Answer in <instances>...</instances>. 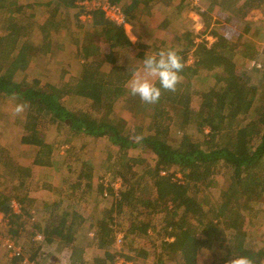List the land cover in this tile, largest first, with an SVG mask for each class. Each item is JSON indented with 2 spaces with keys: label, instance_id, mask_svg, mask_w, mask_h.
<instances>
[{
  "label": "trees",
  "instance_id": "trees-1",
  "mask_svg": "<svg viewBox=\"0 0 264 264\" xmlns=\"http://www.w3.org/2000/svg\"><path fill=\"white\" fill-rule=\"evenodd\" d=\"M110 1L121 6L127 23L138 20L144 8L143 0ZM158 1L163 5L172 2ZM75 2L47 0L40 3L50 10L46 23L30 20L23 24L25 17L8 22L5 13L9 5L15 6L16 12H21L24 6L19 5L18 0H0L5 29V35L0 36V96L13 97L27 105L24 122L27 133L21 137V143L35 147L33 163L45 167L54 164L53 148L38 130L41 124L56 125L58 129L66 126L73 133L94 138L106 137L117 148L116 164L107 167L108 182L105 184L101 178L85 174L90 168L85 166L80 168L77 181L69 186L72 191L69 197H80L87 202L94 200L95 209H99L96 217H90L94 223L88 225L94 224L92 229H96L100 245L108 246L116 239L118 220L124 216L128 217L129 225L121 228L123 242L121 251L117 250L118 255L131 257L122 253L127 248L136 251L135 255L142 253L146 256L142 247L148 244L143 242L147 239L155 248L158 264H165L166 260L174 264H201L198 260L201 249L214 252L220 262L243 255L250 257L254 264H261L264 249L251 250L242 221L245 218L244 207L252 209L255 204H264V74L263 79L253 83V77L247 70L236 72L235 58L239 45L224 40L214 31L212 34L216 38L210 45L205 40L197 42L192 32L185 38L176 35L170 42L177 43L178 48L174 50L175 44H171L168 49L176 51L184 64V73H179L181 82L176 92L161 89L157 103H144L138 96L131 95L127 86L138 66H126L120 59L130 56L134 60L144 59L152 55L153 44H133L124 25L116 24L96 10L92 11V23L103 28L108 47L102 50L95 43H85L88 59L76 78L65 80L62 76V82L57 86L43 84L39 78L28 76L15 80V73L26 70L32 59L40 56L39 52L44 56L51 50V31L59 7L70 11L76 6ZM31 6L27 4V7ZM183 6L178 7L179 16L184 13ZM210 6L212 9L223 8L229 16L246 19L252 10L263 8L264 0H211ZM80 13L77 11L74 16L77 18ZM204 18L210 19L207 12ZM167 23L165 20L163 28ZM31 24L44 32L42 44L30 41ZM19 41L21 43L17 46ZM161 44L164 45L165 41ZM135 48L138 52L133 51ZM258 53L252 47L246 58L257 59ZM189 55L194 59L187 64ZM105 63L111 66L108 71L102 69ZM200 70L208 72V82L201 87L200 107L194 109L191 107L192 89L183 79H190ZM154 83L159 87L157 79ZM72 95L89 101L81 114L64 104V100ZM120 98L124 102L123 110L143 114L149 120L146 127H132L125 117L115 113V104ZM190 124L199 133L208 129L203 142L187 132L185 126ZM172 125L180 132L177 140L170 136ZM136 134L143 137L138 143L133 139ZM130 152L133 156L129 155ZM145 152L153 156V162L143 166L142 174L137 178L134 167L145 164L146 158L142 156ZM1 160L5 167L4 176L10 185L9 192L0 190V212L8 215L11 223L15 224L18 216L13 213L12 201L16 200L28 217L31 215L29 208L35 204L26 184L31 168L16 163L5 150ZM219 169L227 170L228 175L223 200L218 206L206 201L196 203L191 195H195L201 185H208L209 176ZM116 178L122 179L117 193L111 184ZM141 188H148V192L142 194ZM100 198L108 200L109 206H102ZM37 206H34L36 214L42 208L43 212L58 216L55 209H47L48 204ZM68 216L72 219L70 224L66 222ZM80 218L86 219L68 203L60 213V220L49 222L47 219L44 227L39 224L35 227L44 235L46 242L59 240L62 245H67L73 240L77 229L75 223ZM11 233L17 237L16 230ZM153 234L156 238L152 237ZM20 259L12 258V264ZM106 262L103 259L99 264Z\"/></svg>",
  "mask_w": 264,
  "mask_h": 264
},
{
  "label": "rangeland",
  "instance_id": "rangeland-1",
  "mask_svg": "<svg viewBox=\"0 0 264 264\" xmlns=\"http://www.w3.org/2000/svg\"><path fill=\"white\" fill-rule=\"evenodd\" d=\"M46 1L47 0H18L19 5L21 4L24 7L21 12H16L15 6L9 5L7 8L8 11L5 13L7 17L6 20L11 22L13 20H17V18L21 19L25 17V19H23V24H28V21L30 20L33 22L36 20L39 23H46V20L49 17L48 11L50 10H48L45 5H40V3L42 4ZM180 2H184L185 12L181 18H178L180 16H178L177 6ZM210 3L211 0H173L174 7L164 6L161 9L158 8L156 10L157 12H155V17L152 19L143 18L145 17V14H141L137 21H134L133 23L125 22L124 29L125 32H132L133 35L138 34V36H136V44L139 41H146L151 44V41L159 40L156 45H154V42L152 43V55H157L159 51L168 49L171 44H175L173 46L175 47V50L178 48V44L170 42L171 38H174L176 35H180V37L185 38L190 32L195 34V40L197 42L205 40L207 44L210 45L216 38L212 34L214 31L221 35L224 40L237 42L239 45L235 58L236 72L240 69L247 70V73H250L253 77V83H256L259 79H263L264 6L263 8L252 10L246 19H239L226 14L223 8L212 9ZM27 4H32V6L27 7ZM16 6H18V4H16ZM80 10L85 11V8L75 6L68 11L62 6L59 7V12L56 14L55 18V26L51 31L53 39L51 50L44 56H42V53L39 52L40 56L32 59L31 64L26 70H18L15 73V80L20 81L24 76H28L29 78H39L43 84L57 86L62 82V76L65 80H70L79 75L83 63H85L88 59V55L84 47L85 43L86 45H92V43H95L100 49H107L108 46L104 39L103 28L93 25L92 16L88 18L87 15H85V17H80L79 15V17L76 18L74 16L75 12ZM68 12L69 17L67 16ZM205 12H207L210 17L209 20L204 18ZM7 13L10 15L8 16ZM3 18L4 17L0 14V36L5 35V29L2 24ZM168 19H171L170 21H174L173 19H175L177 22V28H171V32L163 33L165 30L158 28V24H161ZM60 20H64L65 22L60 23ZM142 23H144V25ZM29 28L32 32L30 41L35 44H42V37L44 34L42 29L35 24H31ZM160 39H164V45L160 43ZM20 43L21 41L18 42L17 46H19ZM252 47L256 48L259 52L257 59L246 58V55L252 50ZM133 51L138 52V49L135 48ZM193 59V55H189L187 64L191 63ZM120 60V62L126 66L137 65L138 68L135 72H143L142 58L134 60L130 56L123 57ZM108 68H110L109 64H103V70L107 71ZM183 73L184 70L181 71V74ZM207 75L208 72L200 70L190 79H183L185 82L189 83L192 89L193 94L191 98V107L194 109H198L200 107V103L202 101V97L200 96L201 87L208 82ZM132 77L127 82L128 87ZM151 79L154 82L155 79ZM87 102L88 101L85 98L81 97H67L64 100L65 106L77 113H81L82 110L86 109ZM18 103L26 104L23 101L14 99L13 97L0 96V190L5 192H9L8 187L10 183L4 176L5 167L3 166L1 160L3 150L9 152L12 159L16 162H20L24 159L28 160V158L30 159V157L35 154L34 146L23 145L21 143L22 135L27 133L24 127L27 107L23 113L15 115L14 107ZM123 104L124 102L122 98H120L115 104V113L118 116L125 117L129 125L132 127L138 125L143 127L147 126L149 120L143 116V114L129 113L123 110ZM170 128L171 138L177 140L180 136L178 128L175 125H172ZM185 128L187 132L200 142L204 141L206 137L205 134L208 132V129L205 128L203 133H199L196 127L191 124L186 125ZM38 130L41 136L53 148L55 158L53 166L40 169L38 172V178L28 179L26 182L29 190L36 196H39L42 192L49 190V187L44 184H48L52 188L56 189L58 182H64L65 188L69 189L70 184L77 181L76 177L81 171L80 168L89 166L90 168H87L85 174L92 175L98 179H103L104 176H108L107 167H111L114 163L116 164L117 148L114 147L106 137L94 138L81 133L76 134L69 131L66 126H62L61 129H58L56 125L41 124L39 125ZM129 155L133 156V153L130 152ZM142 156L146 158L145 164H138L134 167L137 178L142 174L143 166L146 167L151 165L153 162V156L151 154L145 152ZM29 161L31 162V160ZM227 176V170L225 169H219L212 173L209 176L208 185H201L195 195H191L195 198V202L198 203L206 201L218 206L224 198V191L228 187ZM82 182H85V180L83 179ZM118 186H122L121 178L119 179L117 187ZM50 191L51 190H49V192ZM140 192L142 194L147 193L148 188L145 190L144 188H141ZM90 201L92 200H89L88 202ZM93 201L91 203H93ZM100 204L102 206H109L110 202L100 198ZM93 206L94 205L90 207V210L94 209ZM250 208L251 207H244L243 213L245 214V218L242 221V226L247 232L249 247L252 251H256L258 249H264V204L258 203L255 204V208L254 205L252 209ZM33 215L34 222L37 216L36 213H33ZM30 219L31 218L27 216L22 217L21 221L22 223H25L26 229L19 233V237L17 236L15 238L18 242H22V244L26 245L30 244L29 238L32 231V220ZM128 225V217L122 216L120 220H118L116 234L121 232L123 233L121 228H126ZM118 227L120 229H118ZM2 230L5 232L4 227H2ZM152 237L156 238L154 234ZM149 241L150 240H147L148 245H150ZM152 248L150 247L151 254L148 253V256L145 257V259L139 257V260L142 259V264H158L157 253L155 252V248ZM41 251V258L43 259V257H46L47 253L45 249ZM128 251L129 249L126 248L125 252L128 253ZM152 251H154V254H152ZM64 256L66 261H68L67 256ZM198 258L201 264H216L217 262V264H225V262H220L214 252L206 249L200 250ZM52 261L56 262L52 259L49 264H53ZM7 262L8 257L6 252L0 249V264H8ZM165 264L174 263L166 260ZM261 264H264V259H262Z\"/></svg>",
  "mask_w": 264,
  "mask_h": 264
},
{
  "label": "crops",
  "instance_id": "crops-1",
  "mask_svg": "<svg viewBox=\"0 0 264 264\" xmlns=\"http://www.w3.org/2000/svg\"><path fill=\"white\" fill-rule=\"evenodd\" d=\"M143 4H144V8L142 9V12H144V13H141L143 15L145 14L144 15L145 17H143V18L152 19L155 17V12H157L156 10L158 8L161 9L164 6H166V7L173 6V0L169 5H162L163 3H161V1H158V0H143ZM181 4L184 5V2H180V4L177 6V12H178V10L180 8L179 6ZM184 12H185V10H184ZM178 16H179V14H178ZM181 17H182V15L179 18H181ZM138 19H139V17H138ZM175 19H173L174 21H170L171 19H168L167 22H169V23L166 24L165 28H163L164 22L161 24L159 23L158 28L165 30V31H163V33L171 32L172 31L171 28H177V22L175 21ZM142 24L144 25V23H142ZM135 36H138V34ZM158 41L159 40L151 41V44L153 42L155 44H157ZM162 41H164V39H160V43ZM139 43L144 44V45L150 44L149 42H146V41L145 42L144 41L137 42V44H139ZM133 44H136V43H133ZM109 69L110 68H108V70ZM69 97L84 98V97L78 96V95H72ZM88 104H89V101L87 102V105ZM86 109H87V107H86ZM85 110H82V112H84ZM78 114H81V113L78 112ZM34 156H35V154H34ZM34 156L30 157V159L28 158V160L27 159L21 160L20 162H16L13 159L16 163L23 165V166H28L29 168H31V176L26 178V182L28 181V179L38 178V176H39L38 172L40 171V169L49 168V167H45V166L35 165L33 163ZM29 160H31V162ZM61 184H62V186H61ZM44 185L48 186L49 187L48 189L51 191L49 192V190L47 189L48 191H44L41 193V195L39 194V196H36L35 194H32V192L29 190V196L35 200L34 206L38 205L37 207H40V205L45 206V204H48L47 209L50 207L53 210L55 209L58 216L51 215L50 212H47V213L43 212L42 208H41L39 211L40 213L36 214L37 217H36L35 221L33 222V220H34L33 219L34 218L33 213H35V207L31 206V208H29V211L31 213L29 218H31L30 220H32V226H31L32 231H31V235L29 238L30 244L29 245L22 244V242H18L15 239L20 244L21 248L23 249L24 256L28 257V259L31 260L33 264H47V263L49 264L52 259H54L56 261V262L52 261L53 264H99V263L103 262V259H106V261H107L106 264H113L115 257L118 256V254H117L118 247L115 246V240L113 242H111L108 246L107 245H105V246L100 245L99 238H98V236H96V232H95L96 229H92L94 224H93V226L88 225V224L93 222L90 220L91 219L90 217H92V216L96 217V213H98L99 209H97V208L95 209L96 206L94 205L95 206V207L93 206L94 209L90 210V207L93 205V203H91L92 201L87 202L85 199H81L80 197H78V198L75 197L73 199L71 197H69L70 196L69 194H71L72 191L65 188L64 182H60V183L58 182L56 189L52 188L48 184H44ZM59 186H61V187L59 188ZM77 194H78V192H77ZM67 200H69L68 203L71 206H73L74 209L79 214L83 215V217H85L86 219L83 220L80 218L79 220H77V223H75V226L77 229L74 233L73 240L69 244L62 245L59 240H56V243H48V242H46L44 235L37 231V228L35 227V225L39 224L41 227H44L47 219H49V222L52 220H54V221L60 220V213L64 208H66V206L68 204L66 202ZM71 200H72V203H71ZM13 201L17 202L16 200H13ZM18 206H19L20 211L18 213L13 211V213L16 214V216H18L17 217V223H15V224L11 223L8 215H5L2 212H0V214H2L5 217L6 223L3 226L5 229V232L8 233L9 235L13 236L11 231L16 230V232H17L16 236L19 237V233H21L22 230L26 229L25 223H22L21 220H22V217L27 216V214L22 210V207L20 206L19 203H18ZM47 209H45V210L47 211ZM71 220H72L71 217L68 216L66 219V222L68 224H70ZM38 234L43 235L44 241L37 240L36 236ZM13 237L16 238L15 236H13ZM145 241L147 242V240H144L143 242H145ZM135 247L138 248V245H135ZM150 247H152V246L148 245V244H145L142 247L144 250H146V251H144V253L145 252L147 253L146 256H144L142 253L140 255H137V254L135 255V253H137V252L134 250L133 251L129 250L128 251L129 254H128L125 252L124 249L122 250V253L127 254V256H131V257H126V255L123 256L121 254H120V256H122L126 260L131 261L132 264H142L141 260L145 259V257L148 256V253L151 252L149 250ZM43 249L46 250L47 255H46V257H43V259H42L40 253L42 252L41 250H43ZM199 252H198V254H199ZM152 254H154L153 251H152ZM64 255L67 256L68 261H66ZM112 256H113V258H112ZM139 257H141L142 259L139 260ZM198 260H199V258H198ZM7 263L12 264L13 263L12 258H8ZM18 263H19V261L16 262V264H18Z\"/></svg>",
  "mask_w": 264,
  "mask_h": 264
},
{
  "label": "clouds",
  "instance_id": "clouds-1",
  "mask_svg": "<svg viewBox=\"0 0 264 264\" xmlns=\"http://www.w3.org/2000/svg\"><path fill=\"white\" fill-rule=\"evenodd\" d=\"M128 39L135 43L137 37L132 32H126ZM184 64L181 57L172 49L161 50L157 55H148L143 59V72H134L129 82V91L133 96H138L141 101L147 104L157 103L161 96V89L176 92L177 85L181 82L179 73L183 70ZM151 78L159 81V87ZM26 104L18 103L14 107V114L24 112ZM135 142H140L142 135L133 136ZM225 264H254L247 256H235L226 261Z\"/></svg>",
  "mask_w": 264,
  "mask_h": 264
},
{
  "label": "built area",
  "instance_id": "built-area-1",
  "mask_svg": "<svg viewBox=\"0 0 264 264\" xmlns=\"http://www.w3.org/2000/svg\"><path fill=\"white\" fill-rule=\"evenodd\" d=\"M75 3L77 7L85 8V11L80 10V17H85V15H87L89 18L92 16V11L99 10L104 14L105 18L115 22L116 24L124 25L126 22L121 6L119 4L112 3L110 0H76ZM259 66L261 67L260 64ZM119 179L120 178H116V180L111 183L114 187L115 193H117L119 188H121L120 186L117 187L119 184ZM102 180L106 184L108 182V176H105ZM12 208L16 213L20 211L18 203L15 201H12ZM5 223V217L0 214V249L6 252L8 258L21 257L18 264H33L32 261L28 259V257L24 256L23 249L15 240V238H13L8 233L3 232L2 227L5 225ZM36 237L38 240L44 241L43 235L38 234ZM122 242L123 233L121 232L116 234L115 239V245L118 247V249H120V251ZM113 264H132V262L118 255L115 257Z\"/></svg>",
  "mask_w": 264,
  "mask_h": 264
}]
</instances>
